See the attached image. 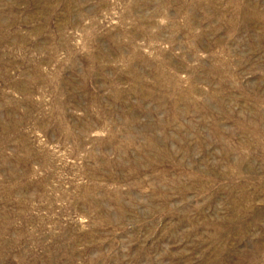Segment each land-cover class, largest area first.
I'll return each instance as SVG.
<instances>
[{"label":"rangeland","instance_id":"374dc122","mask_svg":"<svg viewBox=\"0 0 264 264\" xmlns=\"http://www.w3.org/2000/svg\"><path fill=\"white\" fill-rule=\"evenodd\" d=\"M0 264H264V0H0Z\"/></svg>","mask_w":264,"mask_h":264}]
</instances>
